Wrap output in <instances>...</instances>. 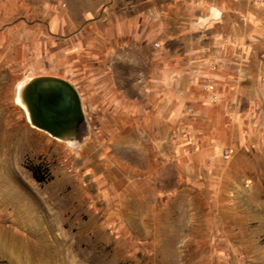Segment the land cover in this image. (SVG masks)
Listing matches in <instances>:
<instances>
[{
	"label": "rangeland",
	"instance_id": "obj_1",
	"mask_svg": "<svg viewBox=\"0 0 264 264\" xmlns=\"http://www.w3.org/2000/svg\"><path fill=\"white\" fill-rule=\"evenodd\" d=\"M11 21L0 264H264V0H13Z\"/></svg>",
	"mask_w": 264,
	"mask_h": 264
},
{
	"label": "crops",
	"instance_id": "obj_2",
	"mask_svg": "<svg viewBox=\"0 0 264 264\" xmlns=\"http://www.w3.org/2000/svg\"><path fill=\"white\" fill-rule=\"evenodd\" d=\"M12 18H13V0H0V42H12L13 41V27H12ZM24 86L25 83H20L16 88L15 99L16 101L26 110L28 118L30 117L28 107L24 100ZM50 89L51 92H58L59 89L56 86H52L48 88L47 84H36L34 87L35 98L39 101L41 108L45 110H49L48 104L44 100V96L47 93V90ZM74 112L78 109V104L76 101V96L74 94ZM167 104L171 107H174L176 103L173 99H169ZM45 105H47L45 107ZM171 110V109H170ZM76 115L72 116L71 121L68 123V131L66 134H70L75 130L77 118ZM65 134V135H66ZM65 138L70 139L71 136L66 135ZM173 139V138H172Z\"/></svg>",
	"mask_w": 264,
	"mask_h": 264
},
{
	"label": "water",
	"instance_id": "obj_3",
	"mask_svg": "<svg viewBox=\"0 0 264 264\" xmlns=\"http://www.w3.org/2000/svg\"><path fill=\"white\" fill-rule=\"evenodd\" d=\"M52 86L58 87L59 91L58 92H51L50 89L47 90V93L45 94L46 96H44V100L46 99L47 95H50V94H52V96L54 95V97H53L54 98V101L52 103L53 104L52 105V108L50 107L51 109L49 108L48 111L57 110L63 104V100L57 97V94L60 92V87L58 86V84L54 83V84L48 86V88L49 87L51 88ZM72 96H73V112H74V101H75V99H74L75 98L74 97V93H73Z\"/></svg>",
	"mask_w": 264,
	"mask_h": 264
},
{
	"label": "trees",
	"instance_id": "obj_4",
	"mask_svg": "<svg viewBox=\"0 0 264 264\" xmlns=\"http://www.w3.org/2000/svg\"><path fill=\"white\" fill-rule=\"evenodd\" d=\"M32 172H33V176H34V178H35L36 180H38V181L43 180V176L38 175V174L36 173V170H35V169H32Z\"/></svg>",
	"mask_w": 264,
	"mask_h": 264
},
{
	"label": "bare ground",
	"instance_id": "obj_5",
	"mask_svg": "<svg viewBox=\"0 0 264 264\" xmlns=\"http://www.w3.org/2000/svg\"><path fill=\"white\" fill-rule=\"evenodd\" d=\"M212 14L214 15V16H216L217 15V13H216V10H213V12H212ZM203 22V21H202ZM22 82V81H21ZM33 248V247H32ZM22 249V248H21ZM33 251V250H32ZM31 252V251H30ZM28 254H29V250H28ZM37 254V253H36ZM33 255V254H32ZM31 255V256H32ZM20 256H21V252H20Z\"/></svg>",
	"mask_w": 264,
	"mask_h": 264
}]
</instances>
